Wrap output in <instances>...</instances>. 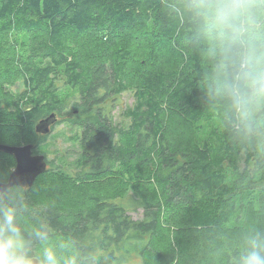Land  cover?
Wrapping results in <instances>:
<instances>
[{
  "label": "trees",
  "instance_id": "1",
  "mask_svg": "<svg viewBox=\"0 0 264 264\" xmlns=\"http://www.w3.org/2000/svg\"><path fill=\"white\" fill-rule=\"evenodd\" d=\"M1 38L10 39L12 47L6 56L0 51V125L21 129L25 143H31L35 121L61 111L59 91L69 87L77 93L72 113L81 129V176H139L131 195L90 194L80 208L34 200L30 189L35 184L0 192V200H15L24 223H45L51 241L82 242L94 264H122L133 253L145 258L146 250L154 264H175L178 252L185 254L179 246L156 242L163 213L211 206L216 218H232L240 187L262 190L264 148L258 155L257 139L245 141L230 131L206 93L209 65L203 45L167 11L166 0H0ZM7 74L11 82L16 76L21 80L22 90L12 102L5 101ZM126 93L134 103L123 108ZM119 106L128 124L117 140L114 111ZM182 118L193 126L213 120L218 125L201 144L186 146L179 141L180 135L188 137ZM20 138L2 137L0 143L20 146ZM242 153L244 169L239 167ZM231 167L239 174L235 186L226 171ZM150 185L157 190L151 193ZM141 208L143 219H134L131 213ZM261 209L256 225L264 230ZM174 237L186 242V253L202 251L203 264L220 263L222 251L206 253L196 248L197 239ZM225 242L231 248L232 239ZM232 249L235 254L238 246Z\"/></svg>",
  "mask_w": 264,
  "mask_h": 264
},
{
  "label": "clouds",
  "instance_id": "2",
  "mask_svg": "<svg viewBox=\"0 0 264 264\" xmlns=\"http://www.w3.org/2000/svg\"><path fill=\"white\" fill-rule=\"evenodd\" d=\"M166 9L203 45L206 93L230 131L264 147V0H166ZM50 241L45 223H24L15 200H0V264H94L82 242ZM230 264H264V230L246 233Z\"/></svg>",
  "mask_w": 264,
  "mask_h": 264
},
{
  "label": "rangeland",
  "instance_id": "3",
  "mask_svg": "<svg viewBox=\"0 0 264 264\" xmlns=\"http://www.w3.org/2000/svg\"><path fill=\"white\" fill-rule=\"evenodd\" d=\"M7 38L0 39V51L3 55H7V51H10L12 41H6ZM22 55L26 56L27 52L24 50L19 51ZM2 56V55H1ZM172 63H169L171 65ZM10 74H7L5 78L4 93L6 94L5 101L12 102L13 98L18 96V92L22 90L21 80L16 76L15 79ZM190 78V77H189ZM63 81L61 85H63ZM203 89V86H201ZM1 97V96H0ZM63 103L61 111L55 113L58 117V122L55 126L51 127V132L48 135L37 133L34 135L33 141L35 153L44 154L49 163V173L41 176L35 183L31 190V194L34 200L43 199L50 202L53 206H57L60 209L65 208H80L86 205L87 198L90 194L93 195H111V193L121 191L125 196L132 194V187L138 181L139 176L136 174L133 178L124 176L121 172H115L108 174L106 178H97V180L86 179L81 176L80 173L82 167L79 162L81 146L79 137L81 129L75 121L76 116L72 113L74 106L73 102L77 100L76 91L69 87L64 86L59 91L58 96ZM121 106L127 108L134 103V97L131 93L123 95L121 100ZM25 104H23L24 106ZM119 106L114 111L115 126L117 130V137L119 139L120 134L125 131L128 121L123 115V108ZM51 115V114H50ZM45 116V115H44ZM49 116V115H48ZM183 119V127L185 134H188L187 139L179 137L180 143L184 142L186 146L189 144H201L205 141L211 130L218 125L213 121H201L196 126H193L192 121ZM42 120L39 118L34 123V128ZM192 125V127H191ZM21 129H16L14 126L0 125V139L5 137L9 140L17 139L22 136L24 139L21 145H25L26 136L21 133ZM23 134V135H22ZM258 155L261 154L262 149L257 143ZM245 154L240 155L239 167L244 169ZM16 166V160L13 157L7 155H0V178L5 179L13 172ZM253 169V164L249 166ZM228 179L231 185H234V181L239 180V174L233 171L232 167L228 168ZM151 188H147L150 192L157 190L155 186L150 185ZM260 188L246 186L240 187L234 195H237V203L233 217L224 219L221 216L217 218L214 215V209L211 206L205 207H182L171 210L167 213H163L162 221L157 235V241L161 246L167 245L169 242L172 247L179 246V249L183 251V255L178 252L177 261L175 264H203V259L200 257L202 251H192L186 253V242L180 240L176 241L174 237L175 233H179L186 238L197 239L201 244L196 248L202 249L204 252L209 253L213 248L222 251V258L219 264H230L233 257V249L240 244V237L252 229L259 230L256 222L262 217V205L264 206V184ZM261 190V191H260ZM131 215L134 219H143L144 210L138 209L136 212H132ZM264 218V214H263ZM239 231H235L240 229ZM238 237L239 239L235 238ZM203 237V241L198 238ZM232 239L231 248L226 240ZM55 245L59 243V240L50 241ZM229 249V250H228ZM178 251V249L176 250ZM145 255L131 256L128 260L122 264H154L152 253L148 250Z\"/></svg>",
  "mask_w": 264,
  "mask_h": 264
},
{
  "label": "water",
  "instance_id": "4",
  "mask_svg": "<svg viewBox=\"0 0 264 264\" xmlns=\"http://www.w3.org/2000/svg\"><path fill=\"white\" fill-rule=\"evenodd\" d=\"M58 121L56 114H51L36 125V132L48 135L51 127ZM34 144L8 145L0 143V152L14 156L16 166L7 182L0 181V192L13 187L30 188L39 176L48 170V163L44 154H35Z\"/></svg>",
  "mask_w": 264,
  "mask_h": 264
},
{
  "label": "flooded vegetation",
  "instance_id": "5",
  "mask_svg": "<svg viewBox=\"0 0 264 264\" xmlns=\"http://www.w3.org/2000/svg\"><path fill=\"white\" fill-rule=\"evenodd\" d=\"M58 118V117H57ZM59 120V119H58ZM58 122V121H57ZM57 124V123H56ZM53 126H55V125H53ZM35 153V152H34ZM35 154H39V153H35ZM46 160H47V158H46ZM47 163H48V160H47ZM48 169H49V163H48Z\"/></svg>",
  "mask_w": 264,
  "mask_h": 264
}]
</instances>
